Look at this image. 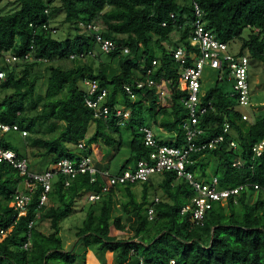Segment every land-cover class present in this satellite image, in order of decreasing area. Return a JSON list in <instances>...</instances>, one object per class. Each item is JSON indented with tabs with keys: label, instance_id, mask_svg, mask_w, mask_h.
I'll list each match as a JSON object with an SVG mask.
<instances>
[{
	"label": "trees",
	"instance_id": "16d2710c",
	"mask_svg": "<svg viewBox=\"0 0 264 264\" xmlns=\"http://www.w3.org/2000/svg\"><path fill=\"white\" fill-rule=\"evenodd\" d=\"M195 1L202 11L200 20L219 41L230 48L235 41H241L239 55L249 53L251 78L255 73L253 66L264 69V0ZM16 2L17 8L11 13L0 12V72H5V78L0 79V123L10 127L0 131V148L14 151L27 162L39 158L41 170L34 171L28 163L29 169L56 175L48 204L39 207L43 191L39 186L32 194L27 214L18 219L14 194L25 178L11 164L0 161V231H6L0 238V264H85L90 251L101 256L100 264L110 263L109 258L114 259L113 264H264V150L260 157H254L252 152L256 144L264 142V116L253 123L244 121L234 109L237 98L233 87L226 90L229 82L227 78L220 80L218 71L205 70L214 71L216 80L204 90L203 79L201 99L205 104L211 101L215 111L200 118L199 127L204 134L196 142L205 143L221 136L224 140L214 149L194 153V163L188 170L200 182L217 178L220 190L240 186L246 189L230 196L225 203L213 202L202 225L193 221V211L182 214L197 194L173 172L158 175L159 180L121 185L102 193L103 178L92 182L90 175L78 173L72 179L58 169L63 160L78 169L83 159L93 155L94 146L113 148L114 158L126 144V135L129 159L120 171L131 164L134 167L153 150L145 145V128L152 129L159 146L183 148L187 144L183 123L188 111L182 104L187 93L180 87L183 68L174 60L173 50L186 48L187 66L192 65L189 53L195 49L190 38L198 20L194 2ZM60 14L70 30L64 38L56 36L55 21ZM247 29L249 35L244 38ZM53 30L57 33L53 34ZM174 33L177 39H173ZM98 36L111 41L115 48L103 52ZM125 49L127 53L123 52ZM7 52L18 61L6 63ZM104 54L109 60L104 59ZM53 62L58 63L55 66ZM43 67L47 89L45 96L36 97V83L41 78L36 69ZM148 79L157 85L165 84L169 101L166 106L160 105L163 96L156 87L135 86L136 81ZM86 81L97 83L92 99L106 92L107 117H96L95 110L86 104ZM126 86H132V94ZM127 111L129 116L125 119ZM225 122L231 124L229 133L223 131ZM47 124L48 128L43 130ZM154 127L176 135H159ZM9 133H20L25 138L23 150L6 140ZM232 141L237 143V149L230 146ZM237 158L242 165L233 167ZM212 162L214 168L210 172ZM138 186L140 194L135 191ZM158 188L163 198L156 202L151 195ZM92 194H101L100 200L90 202L85 213L82 208L78 210ZM116 204L125 217L137 218L135 233L130 238L111 239L113 231L127 229L122 216L113 214ZM150 209L154 211L151 216ZM78 211L85 215L73 245L66 249L61 236L62 222ZM32 221L35 224L29 230ZM29 233L31 247L25 250Z\"/></svg>",
	"mask_w": 264,
	"mask_h": 264
},
{
	"label": "built area",
	"instance_id": "2783aa9c",
	"mask_svg": "<svg viewBox=\"0 0 264 264\" xmlns=\"http://www.w3.org/2000/svg\"><path fill=\"white\" fill-rule=\"evenodd\" d=\"M194 3L195 14L198 17L194 25V31L190 38V45L193 46L195 52L189 53V58L192 60V65L187 66L186 53L187 50L184 47H178L173 50L174 60L183 68L180 74L181 90L186 91L187 97L182 100L183 106L188 111L187 120L183 123V129L186 134L187 144L181 147L158 145L154 140V133L152 129L145 128V145L153 148L149 157L140 160L134 167H129L124 171L117 173H111L110 170L99 168L92 160V156L83 159L78 169L72 167V163L68 160H63L58 164V169L63 174L71 176L72 179L76 177L78 173L88 174L91 176L92 182L96 181L97 177H101L105 180V185L102 189V193H108L113 188L127 184H142L158 175H162L167 172H173L176 174L178 180H186L195 190L196 197L192 200L190 206H186L182 209V214L193 211L192 219L198 225H202L205 219L206 212L212 208L213 202L225 203L230 196L237 195L239 192L246 189L245 186H240L230 190H220L219 181L217 178H212L210 182L204 183L195 180L194 173L188 170L189 166H192L194 161L192 156L194 153L205 151L207 149H214L224 138L221 136L218 139H212L205 143L198 144L196 140L201 137L204 132L199 127L200 118L207 114L209 111H215L211 101L203 103L202 96V81L206 69H212L220 73L219 79L227 78V81L233 87V95L237 98V105L235 110L239 112L242 119L247 122H251V116L245 111V109L252 107L251 94H252V66L250 64L249 53L239 55V50L234 52L227 43L219 41L209 30L206 29L205 23L200 20L202 11L200 6L195 0ZM172 17H174L172 15ZM165 25V24H164ZM56 30H53V34H56ZM98 43L101 45V50L108 53L115 48V45L111 41H103L100 36L97 37ZM197 51V52H196ZM127 53L128 50L123 51ZM6 63L12 61H18L11 52H7L5 56ZM5 78V72H0V79ZM150 87H156L158 92L163 96L167 93L161 91L162 84H156L155 81L148 79L146 82L136 81L135 86L137 88H143L144 85ZM88 97L86 98V104L95 110V116L99 117L104 115L108 116V108L105 107V95L103 92L96 99H92L97 90V83L92 81H86ZM165 85V84H164ZM126 91L132 94V86H126ZM166 93V94H164ZM132 98H135L134 95ZM118 115H121V111H118ZM129 112L124 113V118L127 119ZM10 127L4 126L0 123V131H8ZM16 129V127L14 128ZM224 133L231 131V124L225 122L223 124ZM230 146L233 149L237 148L235 142H230ZM82 147V145H80ZM264 150V142L256 144L252 148L254 157H260ZM0 161H5L16 170L20 172V175L25 178L24 182L20 185L19 189L14 194V206L15 211L18 212V219L25 216L28 212L29 204L32 200V194L35 193L39 186H42L43 191L40 195L39 207L43 208L49 201V193L52 189V182L56 173L46 172L37 173L33 172L28 167V162L25 159H19L18 155L8 149L0 148ZM242 161L237 158L233 167H240ZM22 186V187H21ZM69 186V182L66 183ZM258 187L256 186V189ZM101 194H92L89 196V202H96L100 200ZM159 201L158 198L155 199ZM153 209H150V216L153 215ZM34 221L30 222L28 229L31 230L34 227ZM6 231H0L1 236L5 235ZM28 241L24 244L23 248L28 250L31 247V234H28Z\"/></svg>",
	"mask_w": 264,
	"mask_h": 264
},
{
	"label": "rangeland",
	"instance_id": "374dc122",
	"mask_svg": "<svg viewBox=\"0 0 264 264\" xmlns=\"http://www.w3.org/2000/svg\"><path fill=\"white\" fill-rule=\"evenodd\" d=\"M17 2L16 0H0V12L4 14L11 13L17 8ZM56 5H58V2H56ZM64 20V15L60 14L59 16L56 17V23L55 26L58 28V33L56 36L59 38H64L67 37L70 33L69 26L63 23ZM75 33V32H74ZM73 33V35H74ZM249 35V30H245L243 37L247 38ZM178 35L176 33L173 34V39H177ZM241 46V41L237 40L235 41L234 45L231 47V49L236 52L239 50ZM105 60H109L107 55H103ZM58 62H53L52 65H57ZM67 66L68 64L65 63ZM116 66V65H115ZM255 73H253V78H252V94H251V105L252 107L245 109L247 113L250 114L252 118V122L256 121L257 119L261 118L264 116V69L263 66H258L255 65L253 66ZM36 72L39 73L41 76L40 80L36 83V97L37 96H45V92L47 89L46 81H47V75L45 73V69L40 68L36 69ZM205 80V88L203 86V89L206 90L214 84V81L216 80V74L214 71L207 70L205 72L204 78ZM207 81V82H206ZM161 91L164 90V92L167 93V90H165V85L162 84ZM226 90H232L231 84L227 83L225 85ZM164 93V94H166ZM169 103V101H166V95H163V99L160 103V105L166 106ZM149 122V121H148ZM150 123V122H149ZM48 128V124L44 125L43 130ZM154 129L157 131V134L163 135L166 134V137H175L176 132L172 133H166L165 131L159 132L160 129L158 127H154ZM94 132V125L90 127V134L92 135ZM6 140L11 143L15 148H18L19 150H23V148L26 146V141L25 138L20 134V133H9L5 136ZM128 136L126 135V144L122 148V151L117 154L114 158L112 157L113 155V148L107 147V146H94L93 147V155H92V160L93 162L98 165L99 167H108L111 173H117L119 169L123 167V165L127 162L129 159V146L127 144ZM31 150V148H29ZM31 160V161H30ZM28 160V163L31 167V169L35 170H41V167H43V164L40 165L39 163V158L33 159L30 158ZM32 162L34 165L32 166ZM134 164H131L130 166H133ZM214 168V163L212 162L209 171L213 172ZM154 178H157L154 177ZM159 180V177L157 178ZM135 191L140 194L141 193V187L138 186ZM156 194H152V199L154 198H159L160 200L163 198V192L158 188L156 190ZM91 206L90 202H85V199L82 201V204L80 207H78V210L82 208V212H86L89 207ZM79 212L73 214L72 216L68 217L67 219L63 220L62 222V231H61V236L64 241V247L66 249H69L75 239H76V232L78 230V226L81 225L83 218H84V213ZM113 214L122 216V222L127 224V229L123 232H116L113 231V234H111V239L113 240H119V239H127L133 236L135 233V229L137 227V218L134 215H131L129 218L128 216H124L123 211L121 210L120 206L118 204L114 205L113 207ZM128 218V219H127ZM101 257L98 253H93L90 251V253L87 255L86 262L85 264H100L98 262V258ZM114 259L109 258L110 263L107 264H113Z\"/></svg>",
	"mask_w": 264,
	"mask_h": 264
},
{
	"label": "clouds",
	"instance_id": "9594fccd",
	"mask_svg": "<svg viewBox=\"0 0 264 264\" xmlns=\"http://www.w3.org/2000/svg\"><path fill=\"white\" fill-rule=\"evenodd\" d=\"M235 108V107H234ZM251 122H252V119H251ZM233 142H235V141H233ZM236 143V142H235ZM236 145H237V143H236ZM237 147H238V145H237ZM237 149V148H236ZM241 160V159H240ZM130 167H133V166H130ZM100 168H102V169H106V167L105 168H103V167H100ZM129 168V167H128ZM107 170H109L108 169V167H107ZM126 170V169H125ZM118 172H120V169H119V171Z\"/></svg>",
	"mask_w": 264,
	"mask_h": 264
},
{
	"label": "crops",
	"instance_id": "0c3cea01",
	"mask_svg": "<svg viewBox=\"0 0 264 264\" xmlns=\"http://www.w3.org/2000/svg\"><path fill=\"white\" fill-rule=\"evenodd\" d=\"M168 94V93H167Z\"/></svg>",
	"mask_w": 264,
	"mask_h": 264
}]
</instances>
